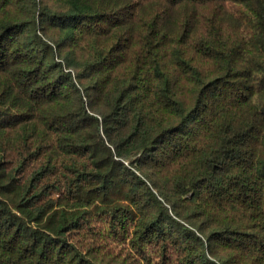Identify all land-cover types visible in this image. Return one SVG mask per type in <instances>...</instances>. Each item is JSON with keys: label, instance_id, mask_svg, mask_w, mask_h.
<instances>
[{"label": "trees", "instance_id": "16d2710c", "mask_svg": "<svg viewBox=\"0 0 264 264\" xmlns=\"http://www.w3.org/2000/svg\"><path fill=\"white\" fill-rule=\"evenodd\" d=\"M0 264H264V0H0Z\"/></svg>", "mask_w": 264, "mask_h": 264}]
</instances>
